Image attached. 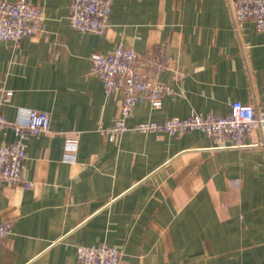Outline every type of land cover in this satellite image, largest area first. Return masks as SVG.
<instances>
[{
    "label": "crops",
    "instance_id": "0c3cea01",
    "mask_svg": "<svg viewBox=\"0 0 264 264\" xmlns=\"http://www.w3.org/2000/svg\"><path fill=\"white\" fill-rule=\"evenodd\" d=\"M28 1L41 30L0 39V85L13 91L0 109L11 122L47 111L51 124L27 139L23 180L0 186V220L12 223L0 264H77L79 245L101 242L120 264H264V133L233 145L135 128L224 116L237 100L264 110V30L236 26L231 0H113L103 34L72 26V0ZM119 43L171 92L156 109L139 102L111 139L100 127L115 123L122 93L105 90L91 55ZM15 139L12 126L0 132V144Z\"/></svg>",
    "mask_w": 264,
    "mask_h": 264
},
{
    "label": "built area",
    "instance_id": "2783aa9c",
    "mask_svg": "<svg viewBox=\"0 0 264 264\" xmlns=\"http://www.w3.org/2000/svg\"><path fill=\"white\" fill-rule=\"evenodd\" d=\"M113 0H72L70 21L81 32L103 34L109 25ZM231 15L236 26L252 21L258 30H264V0H231ZM41 8L28 0L0 2V39L18 43L24 37L41 30ZM137 52L122 43L106 54L91 55L92 72L103 81L107 92L120 91L122 100L119 114L112 126L100 130L111 139L129 129L128 119L139 102L146 101L154 109L162 106L163 96L171 92L165 82L137 68ZM0 107L13 95L11 89L0 85ZM51 118L47 111L30 109L25 117L8 121L0 109V132L6 126L16 131V139L0 144V186L2 183L22 181V173L28 160L26 141L30 136L50 130ZM141 132H165L176 135L199 129L216 141L228 137L233 145L243 143L244 137L259 129L264 133V110L251 103L234 101L227 115L193 112L187 117H169L162 122L144 121L135 127ZM26 186L31 185L25 182ZM12 233L11 221L0 220V237ZM121 251L101 242L95 245H79L77 264H120Z\"/></svg>",
    "mask_w": 264,
    "mask_h": 264
}]
</instances>
